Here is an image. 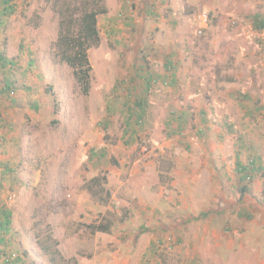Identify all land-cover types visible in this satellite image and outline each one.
Listing matches in <instances>:
<instances>
[{
	"label": "rangeland",
	"instance_id": "rangeland-1",
	"mask_svg": "<svg viewBox=\"0 0 264 264\" xmlns=\"http://www.w3.org/2000/svg\"><path fill=\"white\" fill-rule=\"evenodd\" d=\"M66 2L0 0V264H264V0H103L87 95Z\"/></svg>",
	"mask_w": 264,
	"mask_h": 264
},
{
	"label": "trees",
	"instance_id": "trees-1",
	"mask_svg": "<svg viewBox=\"0 0 264 264\" xmlns=\"http://www.w3.org/2000/svg\"><path fill=\"white\" fill-rule=\"evenodd\" d=\"M6 5L5 12L11 13L12 8L8 6L9 0H2ZM76 4L63 3V8L58 10L59 21L54 51L60 62L65 63L72 71L76 83L79 85L83 95L90 90V73L92 67L87 56L88 50L99 45V32L97 27L98 16L106 14L107 9L103 0H73ZM261 27H264L262 24ZM5 60L0 54V61ZM7 62H11L7 60ZM244 171V167H239ZM240 171V172H241ZM9 212L3 213V220L0 222V230L3 231L9 225ZM96 231L105 232L107 226H97ZM41 251L46 255L51 251L41 244L37 239ZM52 263V261L49 259Z\"/></svg>",
	"mask_w": 264,
	"mask_h": 264
}]
</instances>
